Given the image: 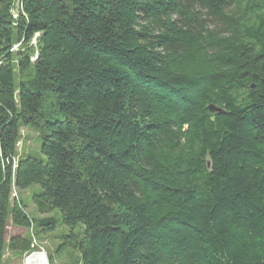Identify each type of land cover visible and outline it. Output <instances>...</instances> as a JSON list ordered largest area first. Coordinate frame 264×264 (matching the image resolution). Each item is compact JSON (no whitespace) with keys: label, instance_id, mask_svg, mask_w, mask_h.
Listing matches in <instances>:
<instances>
[{"label":"trees","instance_id":"1","mask_svg":"<svg viewBox=\"0 0 264 264\" xmlns=\"http://www.w3.org/2000/svg\"><path fill=\"white\" fill-rule=\"evenodd\" d=\"M10 224L80 264H264V0H0V264L35 249Z\"/></svg>","mask_w":264,"mask_h":264},{"label":"rangeland","instance_id":"2","mask_svg":"<svg viewBox=\"0 0 264 264\" xmlns=\"http://www.w3.org/2000/svg\"><path fill=\"white\" fill-rule=\"evenodd\" d=\"M39 132L34 131L32 128H27L22 133V139L18 148V154L34 157L36 159L45 160L46 158L41 153V141L38 139ZM13 196L23 200L27 205V213L36 219H42L47 216H41L35 211V208L31 202V191L19 193L14 192ZM70 230L64 226L57 227L53 232L45 233L42 231L34 232L27 231L25 229H19L10 224L8 227L7 239L9 240L13 236L19 238H32V247L35 248L33 253L22 255L18 252L7 250L4 257V264H26L27 259L31 255L44 253L48 260V264H80V255L73 249L66 250L62 255H57L54 250L59 245L61 237L67 234Z\"/></svg>","mask_w":264,"mask_h":264},{"label":"bare ground","instance_id":"3","mask_svg":"<svg viewBox=\"0 0 264 264\" xmlns=\"http://www.w3.org/2000/svg\"><path fill=\"white\" fill-rule=\"evenodd\" d=\"M26 264H48V260L44 253L41 254L37 253L35 255H31V257L27 259Z\"/></svg>","mask_w":264,"mask_h":264},{"label":"water","instance_id":"4","mask_svg":"<svg viewBox=\"0 0 264 264\" xmlns=\"http://www.w3.org/2000/svg\"><path fill=\"white\" fill-rule=\"evenodd\" d=\"M211 111L217 112V113H223V111L217 107L211 106L209 108Z\"/></svg>","mask_w":264,"mask_h":264}]
</instances>
